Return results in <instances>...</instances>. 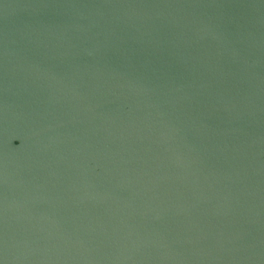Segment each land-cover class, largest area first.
<instances>
[{
	"label": "water",
	"instance_id": "95a60500",
	"mask_svg": "<svg viewBox=\"0 0 264 264\" xmlns=\"http://www.w3.org/2000/svg\"><path fill=\"white\" fill-rule=\"evenodd\" d=\"M0 264H264V0H0Z\"/></svg>",
	"mask_w": 264,
	"mask_h": 264
}]
</instances>
